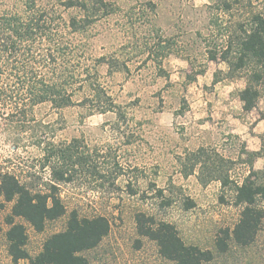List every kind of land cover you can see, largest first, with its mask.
Here are the masks:
<instances>
[{
    "label": "rangeland",
    "instance_id": "374dc122",
    "mask_svg": "<svg viewBox=\"0 0 264 264\" xmlns=\"http://www.w3.org/2000/svg\"><path fill=\"white\" fill-rule=\"evenodd\" d=\"M26 1L0 0V13H22ZM34 2L54 17L45 30L53 39L32 44V55H20L30 59L23 69L14 68L4 56L0 88L14 90L15 74L49 76L65 70L73 104L60 110L39 104L32 109L34 120L22 123L5 121L1 115L13 107H0V177L12 174L34 190L55 184L66 208L39 231L13 217L24 226L28 256L36 255L48 236L63 231L75 210L79 216L102 215L109 222L101 241L83 251L89 264H176L160 255L154 240L138 234V213L173 223L186 244L211 250L213 258L206 264H264V218L251 243L241 245L230 237L223 252L214 244L222 230L230 233L239 217L233 185L250 168L263 169L264 158L254 167L256 158L251 166L247 151L242 157L232 152L217 162L206 150L195 161L198 148L190 127L194 121L220 117L213 80L225 84L223 79L232 78L239 87L246 85L245 69L229 70L219 58L253 13L264 17V0ZM49 52L57 56V64L47 62ZM211 55L217 60H210ZM198 85L211 95L212 105L204 110H199L204 105ZM257 102L259 119L264 117V89ZM52 144L68 145L73 153L65 157L67 181L53 179L52 157L44 165V148ZM203 147L222 153L220 145ZM192 165L193 173L183 176ZM216 167L231 180L225 188L217 180H198V174L207 177ZM12 204L0 195V264H12L5 237ZM18 264H28V259Z\"/></svg>",
    "mask_w": 264,
    "mask_h": 264
},
{
    "label": "trees",
    "instance_id": "16d2710c",
    "mask_svg": "<svg viewBox=\"0 0 264 264\" xmlns=\"http://www.w3.org/2000/svg\"><path fill=\"white\" fill-rule=\"evenodd\" d=\"M34 1L27 0L28 4L26 3L22 13H0V62L5 56L14 68H25L30 59L19 56L32 55V44L42 40L50 42L53 39L45 30L49 28L46 25L52 23L54 17L45 10L36 8ZM223 7L228 10L230 4L224 3ZM229 53H233L232 59ZM57 59V56L48 53L47 62L57 64ZM209 59L217 60L215 55H211ZM219 59L227 63L229 70L245 69L246 85L239 91L238 96L243 102L244 110L249 111L254 108L264 89V17L259 13H253L248 23L241 26L235 40L226 42ZM31 62L41 64L42 61L32 59ZM69 77L65 70L53 72L49 76L34 73L15 74L14 90L0 88V107L7 105L13 107L10 113L1 117L8 123H22L30 118L34 120L32 109L39 104L50 103L58 110L72 105V92L67 88ZM228 77L233 76L230 74ZM93 91L94 95L97 94L95 90ZM44 149L46 153L44 165L50 163L49 157L54 159L51 165L53 179L69 180V176L63 170L66 155H73L68 151L69 146L52 144ZM206 150L214 155V161H225L215 150L203 146L193 152L195 161H199L200 154ZM246 154L250 157L248 161L250 165L253 159L260 156L259 151H247ZM193 168L194 165L190 170L182 172L183 176L192 174ZM211 171L204 178L201 174L197 175L201 184L217 180L221 187L225 188L231 183L227 173L217 170V167ZM233 192V204L240 209L239 217L230 233L227 228L216 236L214 244L218 252L227 249V239L230 237L241 245L253 241L264 218V168L260 170L250 168L242 182L233 185ZM159 193L162 192L159 190ZM0 195L7 201H13L5 232L12 264H18L20 259H28V264H89L83 251L95 247L109 231V222L104 216H79L75 210H71L65 229L48 236L41 250L30 257L24 248L26 242L24 226L15 222L13 217L23 218L39 231L47 220L62 216L66 208L57 194V187L51 184L45 190H34L20 183L12 174L4 173L0 177ZM191 206L192 202L186 207ZM135 220L138 234L154 240L160 255L176 264H206L213 258L211 250L202 249L195 244H186L174 224L169 221L156 220L153 216H146L143 213H138Z\"/></svg>",
    "mask_w": 264,
    "mask_h": 264
},
{
    "label": "crops",
    "instance_id": "0c3cea01",
    "mask_svg": "<svg viewBox=\"0 0 264 264\" xmlns=\"http://www.w3.org/2000/svg\"><path fill=\"white\" fill-rule=\"evenodd\" d=\"M225 84H220L221 80H213V97L217 104H221L217 120H197L191 123L193 128L191 140L196 143L195 149L213 145L222 146L220 155L227 156L233 152L235 157H242L245 151L258 152L261 149L260 156L254 161V167L259 159L264 158V117L258 119V102L256 106L249 111L243 109V102L239 99L238 93L243 89L238 86L236 80L223 79ZM204 86H196L198 92L202 91ZM211 95L202 91L204 105L199 110L206 109L210 102ZM213 114L210 113V116ZM187 128V127H186ZM218 151V149H216Z\"/></svg>",
    "mask_w": 264,
    "mask_h": 264
}]
</instances>
